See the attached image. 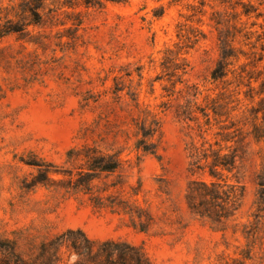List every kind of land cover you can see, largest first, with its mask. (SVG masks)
Here are the masks:
<instances>
[{"label": "rangeland", "instance_id": "obj_1", "mask_svg": "<svg viewBox=\"0 0 264 264\" xmlns=\"http://www.w3.org/2000/svg\"><path fill=\"white\" fill-rule=\"evenodd\" d=\"M148 115L156 155L136 147ZM204 141L238 156L217 176L243 188L227 222L187 205L210 180L189 171ZM88 149L121 165L87 193L66 180ZM67 230L150 264H264V0H0V236L41 264L40 244Z\"/></svg>", "mask_w": 264, "mask_h": 264}, {"label": "trees", "instance_id": "obj_2", "mask_svg": "<svg viewBox=\"0 0 264 264\" xmlns=\"http://www.w3.org/2000/svg\"><path fill=\"white\" fill-rule=\"evenodd\" d=\"M41 0H32L40 2ZM119 1V0H106ZM35 5V4H34ZM37 6L29 8L30 12L37 17ZM19 29L8 28L3 33L19 32ZM219 74L213 72V79ZM118 89L115 88L114 94L117 98ZM195 97V95H192ZM133 102H136L132 98ZM197 109L206 119L205 125H209L210 118L206 109ZM189 113V109H184L182 116ZM213 113H215L213 111ZM145 119L143 123H137V135L140 136L136 147L143 152L156 155L157 144L154 138L159 131V122L153 117ZM197 120V119H195ZM199 133L202 134V127L197 124ZM223 141L229 140L223 138ZM217 146L218 148H214ZM225 148L213 145L208 142L196 144L191 142L188 147L190 159L189 171L195 174L207 176L210 180H194L187 189L186 201L189 210L194 215L211 220L215 223H223L231 220L239 208V201L243 197V188L230 184L224 180H217V176L224 172L231 173L236 168L237 155L235 153H226ZM85 156V169H81L75 176L70 175L68 185L72 189L90 192L93 187V181L97 176L103 173H113L121 165L118 155L99 154L96 150ZM39 167V175L34 179L35 184H43L50 180L49 165L30 164ZM34 184V185H35ZM66 254V260L62 261V255ZM38 257L44 260L41 264H68L71 258L74 262L71 264H150L142 251L132 245L121 241H94L89 239L81 230H67L55 238L42 242L39 246ZM0 264H28L22 260L16 252V244L8 239H2L0 236Z\"/></svg>", "mask_w": 264, "mask_h": 264}]
</instances>
